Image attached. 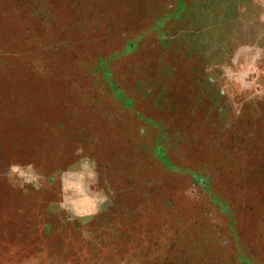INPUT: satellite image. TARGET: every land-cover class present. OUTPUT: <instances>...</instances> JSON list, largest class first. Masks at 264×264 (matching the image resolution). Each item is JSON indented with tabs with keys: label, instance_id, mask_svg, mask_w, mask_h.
I'll return each mask as SVG.
<instances>
[{
	"label": "rangeland",
	"instance_id": "obj_1",
	"mask_svg": "<svg viewBox=\"0 0 264 264\" xmlns=\"http://www.w3.org/2000/svg\"><path fill=\"white\" fill-rule=\"evenodd\" d=\"M0 264H264V0H0Z\"/></svg>",
	"mask_w": 264,
	"mask_h": 264
}]
</instances>
